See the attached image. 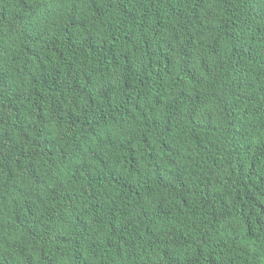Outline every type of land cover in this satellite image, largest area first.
Returning a JSON list of instances; mask_svg holds the SVG:
<instances>
[{"label":"trees","instance_id":"obj_1","mask_svg":"<svg viewBox=\"0 0 264 264\" xmlns=\"http://www.w3.org/2000/svg\"><path fill=\"white\" fill-rule=\"evenodd\" d=\"M0 264H264V0H0Z\"/></svg>","mask_w":264,"mask_h":264}]
</instances>
